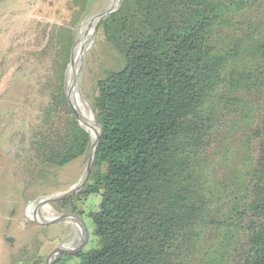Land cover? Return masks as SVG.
I'll return each instance as SVG.
<instances>
[{
	"label": "trees",
	"instance_id": "obj_1",
	"mask_svg": "<svg viewBox=\"0 0 264 264\" xmlns=\"http://www.w3.org/2000/svg\"><path fill=\"white\" fill-rule=\"evenodd\" d=\"M82 13L40 24L28 54L45 80L21 157L26 187L88 159L93 138L66 93ZM96 33L122 66L92 74V168L79 192L52 203L87 218L92 240L52 264H264V0H123ZM236 129L232 187L214 200L203 166ZM25 255L21 264L43 262Z\"/></svg>",
	"mask_w": 264,
	"mask_h": 264
},
{
	"label": "rangeland",
	"instance_id": "obj_2",
	"mask_svg": "<svg viewBox=\"0 0 264 264\" xmlns=\"http://www.w3.org/2000/svg\"><path fill=\"white\" fill-rule=\"evenodd\" d=\"M117 1L0 0V264H21L19 260L25 253V257L39 256L44 260L56 248L75 250L84 241V227L89 233L86 249L91 244L87 218L77 216L47 225L65 213H58L52 203L40 206V216L50 219L44 223L36 218L34 209L42 199L73 190L82 180L88 156L87 160L78 159L58 170L54 181L38 179L33 185L25 186L21 157L38 99L43 98L38 94L39 85L45 80L44 64L32 66L28 54L42 44L37 35L40 24L66 26L71 23L75 9L83 10L84 17L73 29L75 43L66 73V93L68 89L69 97L78 99L75 107L78 119L92 137L93 119L99 129L89 103L92 74L122 66L114 49L97 43L99 37L93 30L96 17L110 5L113 8ZM242 135L243 131L236 129L226 138H220L203 166L214 200L222 195L223 186L232 187L230 176L240 159ZM99 201L97 195L88 197L83 210H95ZM223 215L228 217L226 211Z\"/></svg>",
	"mask_w": 264,
	"mask_h": 264
},
{
	"label": "water",
	"instance_id": "obj_3",
	"mask_svg": "<svg viewBox=\"0 0 264 264\" xmlns=\"http://www.w3.org/2000/svg\"><path fill=\"white\" fill-rule=\"evenodd\" d=\"M123 0H120V2L112 8V6L110 5L107 9H105L103 12H101L97 17H96V23L94 25V32L97 30V26L98 24L101 22V20H103L105 17H107L109 14H111L112 11H114L115 9L118 8V6L121 4ZM72 58V56H71ZM81 66V65H80ZM78 75H79V72H78ZM69 107L72 111V108L69 104ZM79 123L80 125L83 127V123L79 120ZM99 130L97 131L96 135H95V138H94V141L91 145V148L89 150V159H88V163H87V166L85 168V172H84V175L82 177V180L80 181V183H78L76 185V187L65 193V194H62L60 196H55L54 198H45V199H42L41 201H39L37 203V207H40V206H43V205H46V204H51L53 203L54 201L56 200H62V199H65V198H68V197H71L72 195H75V193L79 192L83 187L84 185L86 184L87 180H88V175L91 171V168H92V164H93V160H94V152H95V148H96V145H97V141L99 139ZM77 217L76 215H70V214H61L59 217L55 218V221L53 222H50L48 223L47 225H54L55 223H59L61 221H64V220H67L68 218H75ZM78 218V217H77ZM81 219V218H79ZM82 223L85 224V221L83 219H81ZM85 236H84V241L82 242L81 245H79L75 250H67V249H63V248H56L54 251H52L44 260L41 264H52V262H55L56 261V258L61 256V255H68V256H74L76 255V253L78 252H81L83 250L86 249L87 247V244H88V237H89V233H88V229L85 228Z\"/></svg>",
	"mask_w": 264,
	"mask_h": 264
},
{
	"label": "bare ground",
	"instance_id": "obj_4",
	"mask_svg": "<svg viewBox=\"0 0 264 264\" xmlns=\"http://www.w3.org/2000/svg\"><path fill=\"white\" fill-rule=\"evenodd\" d=\"M120 2V0H118L116 3H115V5H114V7L118 4ZM79 102V101H78ZM75 115L77 116V112H76V110H75ZM78 117V116H77ZM92 119H93V117H92ZM96 133H97V127H96V125H95V123H94V119H93V140H94V138H95V135H96ZM35 216H36V218L38 219V220H41V221H43L44 223L45 222H49L50 221V219H48V218H43V217H41L40 216V214H39V211H38V207H37V204L35 205Z\"/></svg>",
	"mask_w": 264,
	"mask_h": 264
}]
</instances>
